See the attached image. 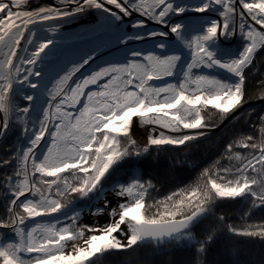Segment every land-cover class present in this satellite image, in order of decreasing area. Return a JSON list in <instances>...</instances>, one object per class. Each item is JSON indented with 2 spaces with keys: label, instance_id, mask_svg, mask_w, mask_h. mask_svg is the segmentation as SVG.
Listing matches in <instances>:
<instances>
[{
  "label": "snow or ice",
  "instance_id": "snow-or-ice-1",
  "mask_svg": "<svg viewBox=\"0 0 264 264\" xmlns=\"http://www.w3.org/2000/svg\"><path fill=\"white\" fill-rule=\"evenodd\" d=\"M0 264H264V0H0Z\"/></svg>",
  "mask_w": 264,
  "mask_h": 264
},
{
  "label": "water",
  "instance_id": "water-1",
  "mask_svg": "<svg viewBox=\"0 0 264 264\" xmlns=\"http://www.w3.org/2000/svg\"><path fill=\"white\" fill-rule=\"evenodd\" d=\"M68 31H69V28H67L66 29V32L68 33ZM86 43V38H84V37H80V36H78V35H76V34H69L68 33V36H67V39H66V45L69 47V46H74V47H76V46H81L82 44H85ZM115 54V52H113V54L112 55H114ZM106 56H107V54H102V56H101V59H104V58H106Z\"/></svg>",
  "mask_w": 264,
  "mask_h": 264
},
{
  "label": "rangeland",
  "instance_id": "rangeland-1",
  "mask_svg": "<svg viewBox=\"0 0 264 264\" xmlns=\"http://www.w3.org/2000/svg\"><path fill=\"white\" fill-rule=\"evenodd\" d=\"M78 31H79L78 28L69 27L68 33L71 35V34H76ZM86 46H88V45L85 43V44H82L81 46L79 45V46H76V47H74V46H69V47L73 48V49H78V48L86 47ZM111 52H115V49L112 48L111 46H109V47H105V48L101 49L100 53H98V55L102 56V54H107V56H106V58H107V57H111L112 56ZM139 131H141L140 133L142 134L143 133V128H140Z\"/></svg>",
  "mask_w": 264,
  "mask_h": 264
},
{
  "label": "trees",
  "instance_id": "trees-1",
  "mask_svg": "<svg viewBox=\"0 0 264 264\" xmlns=\"http://www.w3.org/2000/svg\"><path fill=\"white\" fill-rule=\"evenodd\" d=\"M161 159H163V156L161 157Z\"/></svg>",
  "mask_w": 264,
  "mask_h": 264
},
{
  "label": "flooded vegetation",
  "instance_id": "flooded-vegetation-1",
  "mask_svg": "<svg viewBox=\"0 0 264 264\" xmlns=\"http://www.w3.org/2000/svg\"><path fill=\"white\" fill-rule=\"evenodd\" d=\"M111 54H112V52H111ZM139 132H141V131H139Z\"/></svg>",
  "mask_w": 264,
  "mask_h": 264
},
{
  "label": "bare ground",
  "instance_id": "bare-ground-1",
  "mask_svg": "<svg viewBox=\"0 0 264 264\" xmlns=\"http://www.w3.org/2000/svg\"><path fill=\"white\" fill-rule=\"evenodd\" d=\"M112 54H113V52H112Z\"/></svg>",
  "mask_w": 264,
  "mask_h": 264
}]
</instances>
